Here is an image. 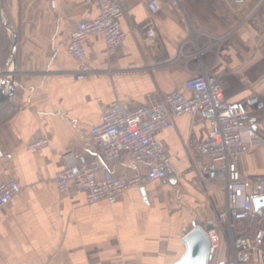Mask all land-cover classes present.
<instances>
[{"label": "crops", "instance_id": "1", "mask_svg": "<svg viewBox=\"0 0 264 264\" xmlns=\"http://www.w3.org/2000/svg\"><path fill=\"white\" fill-rule=\"evenodd\" d=\"M117 1L127 38L105 58L104 38L93 37L86 46L93 73L78 80L80 64L67 44L73 21L98 16L95 0H5L18 47L10 60L12 35L0 22V84L12 80L6 71L16 74L13 102L0 113V182L15 179L21 191L0 214V264H176L186 252V235L206 228L227 207L225 185L202 173L212 165L200 151L210 127L187 115L157 136L173 167L167 180L131 188L115 204H90L74 189L60 194L56 175L64 156L85 152L114 102L138 108L173 92L192 97L185 84L203 71L224 85L227 100L264 101V0L235 11L224 0H180L179 8L158 0L153 19L162 46L154 53L141 31L151 0ZM254 126L264 138V112ZM43 137L46 148L29 149ZM109 168L147 174L149 163L128 160ZM239 170L264 176V146L250 149ZM258 213L264 227V205ZM231 251L224 229L209 264H228Z\"/></svg>", "mask_w": 264, "mask_h": 264}, {"label": "built area", "instance_id": "2", "mask_svg": "<svg viewBox=\"0 0 264 264\" xmlns=\"http://www.w3.org/2000/svg\"><path fill=\"white\" fill-rule=\"evenodd\" d=\"M224 1L235 11L251 0ZM95 2L98 16L92 21H73L74 29L67 44L68 53L80 64L78 80L93 73L86 48L93 37L104 38L105 50L101 55L105 58L116 55L127 38L121 28L123 10L119 2ZM169 3L174 8L180 7V0ZM148 9L150 17L141 25V31L147 50L154 53L162 46L153 19L161 5L158 0H151ZM185 85L192 97L173 92L160 102L138 108L121 102L106 108L101 123L92 130L85 152L74 150L64 156V167L56 175L58 190L63 195L72 189L84 192L90 204L103 200L115 204L131 188L167 180L173 167L157 136L172 129L177 117L190 116L210 127L200 151L212 165L202 173L206 180L222 182L227 197L226 209L215 220L208 221L211 251L221 248L224 229H228L232 239L228 264H264V227L258 225L259 213L255 207V201L264 198V176H243L239 170L241 159L250 149L264 146V138L254 126L257 114L264 112V101L257 97L241 102L227 100L224 85L205 71L193 73ZM48 144L43 137L31 143L29 149L42 150ZM128 160L149 163L147 174L135 171L119 175L109 168L110 164ZM20 191L15 179L0 182V214L10 207ZM241 225H245L244 229ZM249 231L252 233L248 234Z\"/></svg>", "mask_w": 264, "mask_h": 264}, {"label": "water", "instance_id": "3", "mask_svg": "<svg viewBox=\"0 0 264 264\" xmlns=\"http://www.w3.org/2000/svg\"><path fill=\"white\" fill-rule=\"evenodd\" d=\"M0 22L2 26L8 30L12 35V51L10 60L15 61V54L18 47V35L16 30L9 24L7 19L5 0H0ZM6 78L11 76V82L3 80L0 84V113L6 109L15 97V76L5 72ZM264 205V198L255 201V207L259 210ZM210 230L208 225L206 228L195 227L189 234L186 235L184 243L186 245V252L184 256L176 264H209L212 251L208 239L207 231Z\"/></svg>", "mask_w": 264, "mask_h": 264}]
</instances>
